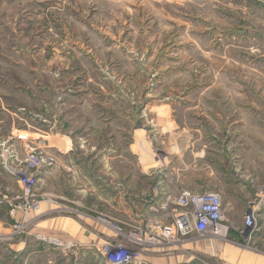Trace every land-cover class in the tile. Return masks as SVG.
Here are the masks:
<instances>
[{
	"label": "rangeland",
	"instance_id": "obj_1",
	"mask_svg": "<svg viewBox=\"0 0 264 264\" xmlns=\"http://www.w3.org/2000/svg\"><path fill=\"white\" fill-rule=\"evenodd\" d=\"M29 152L41 208L13 219ZM0 166L23 233L0 264H104L96 219L151 218L159 181L219 194L229 232L151 264H264V209L238 234L264 189V0H0Z\"/></svg>",
	"mask_w": 264,
	"mask_h": 264
},
{
	"label": "built area",
	"instance_id": "obj_2",
	"mask_svg": "<svg viewBox=\"0 0 264 264\" xmlns=\"http://www.w3.org/2000/svg\"><path fill=\"white\" fill-rule=\"evenodd\" d=\"M26 163L33 172L24 176L17 174L20 193L12 199L15 204L9 203L13 219L17 212L37 213L41 208L40 197L35 193L41 171V157L35 152H29ZM4 169L14 175L11 169ZM162 184V181L157 182L149 200V209L154 212L151 218L139 223H120L101 216L96 219L110 233L109 237L102 239L98 249L104 264H151L149 259L183 250L184 246L192 245L194 241L204 240L211 248L215 240L226 239L229 230L224 222L219 194L211 191L198 194L181 191L173 195L166 192ZM262 209L264 189L248 203L245 210L243 229L238 232L245 243L258 230ZM21 230L22 226L18 222L9 228L0 226L1 245L15 240L21 242ZM38 238L53 247L69 246L51 238Z\"/></svg>",
	"mask_w": 264,
	"mask_h": 264
},
{
	"label": "crops",
	"instance_id": "obj_3",
	"mask_svg": "<svg viewBox=\"0 0 264 264\" xmlns=\"http://www.w3.org/2000/svg\"><path fill=\"white\" fill-rule=\"evenodd\" d=\"M58 153H60L61 155H64L66 152H64V151H57ZM4 175H5V172H4V169L0 166V182H1V185H0V208H4L5 207V202H6V198H8V196L6 197V196H4L3 195V188H4V183H5V178H4ZM12 183V185L14 186V187H16V190H19V185H18V183H17V180L15 181V180H13V181H11ZM13 196V195H12ZM11 196V197H12ZM10 197V196H9ZM44 197L46 198H51L52 196H47V194H45L44 195ZM52 205L53 204V202L51 201V199H47V201H46V210L47 211H49V210H52V206L48 209V207H47V205ZM147 204H148V206H150L149 205V201L147 202ZM46 214H48V213H46ZM48 218H50V217H48ZM50 221H53V220H55V221H57V220H60L59 218H55V217H52V218H50L49 219ZM64 223H62L60 226H62ZM95 232V231H94ZM100 233H97V232H95V233H92V237H95V238H97V240L99 239V238H101L100 237V235H99ZM2 247H0V249H1ZM15 248H18V247H15ZM25 249V247H24V245L23 246H20L19 247V251H17V252H21V251H23ZM13 251H15V250H13Z\"/></svg>",
	"mask_w": 264,
	"mask_h": 264
},
{
	"label": "bare ground",
	"instance_id": "obj_4",
	"mask_svg": "<svg viewBox=\"0 0 264 264\" xmlns=\"http://www.w3.org/2000/svg\"><path fill=\"white\" fill-rule=\"evenodd\" d=\"M38 218V217H37ZM36 219V218H35ZM32 225V224H31ZM34 225V224H33ZM68 244V243H67ZM60 248V247H59ZM61 249V248H60ZM64 249V248H63ZM69 249V248H68ZM248 261L250 262V263H252V264H254V261L251 259L250 260V258L248 259Z\"/></svg>",
	"mask_w": 264,
	"mask_h": 264
},
{
	"label": "trees",
	"instance_id": "obj_5",
	"mask_svg": "<svg viewBox=\"0 0 264 264\" xmlns=\"http://www.w3.org/2000/svg\"><path fill=\"white\" fill-rule=\"evenodd\" d=\"M237 237H238V235H237ZM239 238V237H238Z\"/></svg>",
	"mask_w": 264,
	"mask_h": 264
},
{
	"label": "water",
	"instance_id": "obj_6",
	"mask_svg": "<svg viewBox=\"0 0 264 264\" xmlns=\"http://www.w3.org/2000/svg\"><path fill=\"white\" fill-rule=\"evenodd\" d=\"M0 245H1V243H0Z\"/></svg>",
	"mask_w": 264,
	"mask_h": 264
}]
</instances>
